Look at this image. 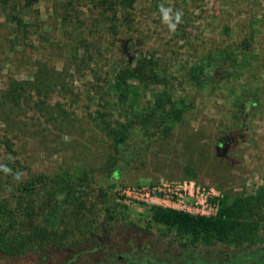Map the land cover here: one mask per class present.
Wrapping results in <instances>:
<instances>
[{
  "label": "rangeland",
  "instance_id": "rangeland-1",
  "mask_svg": "<svg viewBox=\"0 0 264 264\" xmlns=\"http://www.w3.org/2000/svg\"><path fill=\"white\" fill-rule=\"evenodd\" d=\"M23 1L0 0V164L27 177L67 169L81 160L101 163L109 141L96 120V109H103L96 84L130 54L152 51L166 68L174 93L189 107L167 136L131 138L120 154L117 176L110 178L114 180L97 175L94 187L103 186L108 201L125 207L141 228L121 220L102 225V237L82 249L0 256V264H104L109 255L121 256L125 264H264V203L255 216L259 229L254 242H199L194 250L182 245L174 231L149 222L147 203L157 200L142 190L191 179L209 197L226 191L253 193L264 184V102L245 107L240 118L244 124L239 125L224 90L197 91L185 77L194 55L223 38L224 26L237 33L257 24L255 50L264 64V0H135L129 26L123 23L118 37H107L97 64L80 67L70 61L72 39L91 0L73 2L72 19L62 13L66 0H36L28 7ZM161 3L183 10V22L174 33L161 20ZM12 13L29 23L31 39L14 30ZM11 80L24 85L21 96L9 89ZM121 115L115 110L105 116L115 124ZM11 197L10 186L2 182L0 198Z\"/></svg>",
  "mask_w": 264,
  "mask_h": 264
},
{
  "label": "trees",
  "instance_id": "trees-1",
  "mask_svg": "<svg viewBox=\"0 0 264 264\" xmlns=\"http://www.w3.org/2000/svg\"><path fill=\"white\" fill-rule=\"evenodd\" d=\"M33 1L36 0H24L23 4L28 7ZM75 1L81 0L64 3L62 13L69 17L66 19H72L75 10L70 5ZM134 2L91 0L90 7L86 4L88 9L77 21L78 35L72 39L75 53L70 61L75 67L98 63L102 46H107V37H118L123 32V23L129 26ZM11 21L15 23V31L31 39L28 22L17 13H12ZM256 28L257 24L237 34L224 26L223 38L205 52L194 55L185 72L188 84L197 91L224 90L227 98L232 99L239 125L244 124L240 118L245 107H258L264 102V64L255 50ZM255 60L256 66L252 64ZM111 70L102 84H96L103 100V109L95 111L96 120L102 124L109 141L101 163L81 160L52 173L23 175L20 181L0 171V188L3 182L12 192L10 199L0 198V256L82 249L102 237V225L121 220L141 228L125 207L108 201L103 186L94 187L99 183L97 175L114 180L110 178L117 176L116 166L129 140L167 136L183 120L189 102L174 93L166 68L152 51L130 54L127 59L117 61ZM93 73L98 79L97 71ZM9 82L11 92L21 96L24 85L15 80ZM115 110L122 112L123 119H116L113 124L105 115L111 117ZM4 142L10 150V140ZM214 200L218 205L211 215L148 203L149 222L174 231L182 239V245L194 250L199 242H254L259 229L255 216L264 203V184L253 193L232 195L226 191Z\"/></svg>",
  "mask_w": 264,
  "mask_h": 264
},
{
  "label": "built area",
  "instance_id": "built-area-1",
  "mask_svg": "<svg viewBox=\"0 0 264 264\" xmlns=\"http://www.w3.org/2000/svg\"><path fill=\"white\" fill-rule=\"evenodd\" d=\"M145 190V195L150 199H156L157 201L149 202L155 203L163 206L173 207L176 209L188 211L193 214L201 215H211L216 212L218 202L214 200V197H219L221 195H204V190L201 189L195 182L191 179L183 180L180 182H174L172 184H163L158 187L142 188ZM140 191V189H139ZM139 191L134 190L133 192L138 193ZM144 192V191H143ZM187 198H191L193 201H186ZM161 200L162 202H158ZM190 202L194 203V206L190 205ZM148 204V203H147ZM208 207L212 210L209 213H205L198 208Z\"/></svg>",
  "mask_w": 264,
  "mask_h": 264
},
{
  "label": "clouds",
  "instance_id": "clouds-1",
  "mask_svg": "<svg viewBox=\"0 0 264 264\" xmlns=\"http://www.w3.org/2000/svg\"><path fill=\"white\" fill-rule=\"evenodd\" d=\"M159 12L162 22L167 26L169 32L174 33L177 26L183 22V10L173 9L172 7H166L163 3L159 5ZM0 171L5 174L13 176L14 180L20 181L23 178V173L19 170L13 172V170L6 165L0 164Z\"/></svg>",
  "mask_w": 264,
  "mask_h": 264
},
{
  "label": "flooded vegetation",
  "instance_id": "flooded-vegetation-1",
  "mask_svg": "<svg viewBox=\"0 0 264 264\" xmlns=\"http://www.w3.org/2000/svg\"><path fill=\"white\" fill-rule=\"evenodd\" d=\"M107 258H110V262H106L104 264H125V261H124V259H121V256H118L117 258H114L113 255H109V256H107ZM89 264H95V263H90L89 262Z\"/></svg>",
  "mask_w": 264,
  "mask_h": 264
}]
</instances>
